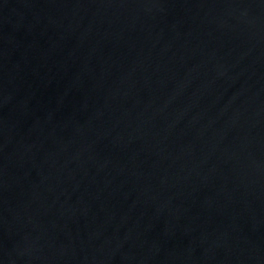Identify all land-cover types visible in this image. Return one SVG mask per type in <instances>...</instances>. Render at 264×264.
Masks as SVG:
<instances>
[{
	"label": "water",
	"instance_id": "water-1",
	"mask_svg": "<svg viewBox=\"0 0 264 264\" xmlns=\"http://www.w3.org/2000/svg\"><path fill=\"white\" fill-rule=\"evenodd\" d=\"M0 264H264V0H0Z\"/></svg>",
	"mask_w": 264,
	"mask_h": 264
}]
</instances>
